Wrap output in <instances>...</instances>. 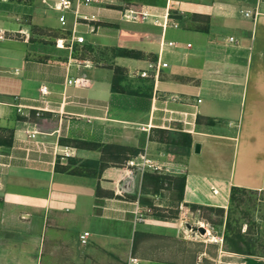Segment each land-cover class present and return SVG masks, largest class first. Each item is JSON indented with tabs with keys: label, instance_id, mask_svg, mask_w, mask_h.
Wrapping results in <instances>:
<instances>
[{
	"label": "crops",
	"instance_id": "crops-1",
	"mask_svg": "<svg viewBox=\"0 0 264 264\" xmlns=\"http://www.w3.org/2000/svg\"><path fill=\"white\" fill-rule=\"evenodd\" d=\"M56 2L0 0V264H185L186 224L159 214L177 190L144 174L185 176V209L264 191V0H106L80 10L71 51L55 46L73 29ZM129 8L156 18L126 20ZM165 133L191 137L183 161ZM105 145L160 170L101 167ZM196 259L264 264L219 245Z\"/></svg>",
	"mask_w": 264,
	"mask_h": 264
},
{
	"label": "rangeland",
	"instance_id": "rangeland-1",
	"mask_svg": "<svg viewBox=\"0 0 264 264\" xmlns=\"http://www.w3.org/2000/svg\"><path fill=\"white\" fill-rule=\"evenodd\" d=\"M3 18V17H2ZM2 20V19H1ZM5 21L8 18L4 16ZM174 148L171 147L170 152ZM172 154V158L176 161L184 160V156ZM154 165L159 167L153 162ZM147 170L153 171L151 168ZM157 172V171H155ZM162 202L164 208L159 211V214L165 216L177 217L186 225L201 227L207 229L206 235L191 232L184 228V236L188 237L189 243L185 246L186 258H183L185 264H212L210 260L197 261L196 255L198 252L205 251L209 256L213 255L217 245H223V233L226 224H229V233H240L245 235L246 239L255 240V254L258 256L264 255V191H244L238 192L234 196V200L224 210L223 215L219 213H210L206 210L200 209L198 211L193 209H185L181 207L178 201V192L162 193ZM190 244V245H189Z\"/></svg>",
	"mask_w": 264,
	"mask_h": 264
},
{
	"label": "trees",
	"instance_id": "trees-1",
	"mask_svg": "<svg viewBox=\"0 0 264 264\" xmlns=\"http://www.w3.org/2000/svg\"><path fill=\"white\" fill-rule=\"evenodd\" d=\"M116 73H117V70H116ZM118 80L119 78L117 77V74L114 75L112 79V84H111L112 93L117 92L116 84ZM165 134H167V138H166L167 144H170V146L174 148V151L171 152L172 154L174 155L177 154L175 150H178L179 151L178 154H181L184 157L189 156L192 141H191V137L188 134L179 133L176 135V137H173L170 133H165ZM101 149H102V154L104 153V157H102V159L99 162L101 167L107 164L106 162H109V160H112V162H119L122 164L123 162L127 161L129 158L136 157L139 152L137 150L126 149L121 146H112V145L102 146ZM105 155L107 157L106 159H105ZM144 179H149L155 185H158V183L162 185L164 181L170 180L171 183L173 182L178 192V201L182 202L183 190H184V184H185V176L171 178V177H165V176H152L150 174H144ZM244 191L246 190L232 187L229 204L234 200V196L236 193L244 192ZM190 209H193V210L203 209L210 213H219L222 215L224 213L223 209L213 208V207H199V206L191 205ZM222 239H223V245H224L223 250L225 252L243 255V256H249V257L264 258V255L258 256L255 254L256 247H255L254 239H250V238L246 239L245 235L240 234V233L230 234L229 224H226V228L223 233Z\"/></svg>",
	"mask_w": 264,
	"mask_h": 264
},
{
	"label": "built area",
	"instance_id": "built-area-1",
	"mask_svg": "<svg viewBox=\"0 0 264 264\" xmlns=\"http://www.w3.org/2000/svg\"><path fill=\"white\" fill-rule=\"evenodd\" d=\"M106 2V0H57L54 8L55 10H57L58 12L61 13V16L59 17V22L62 26L66 25V13L71 12L73 14V29H72V35L71 38L69 40V44L68 47H65L63 40H57L56 41V48L58 49H68V50H72L73 45H83L85 42L84 36L82 35H76V27L80 24V21L83 22H88L89 19L86 16H82L80 14V10L82 8H88L91 6H102L104 5V3ZM246 16H249L248 13L245 14ZM123 17L126 20H136L138 17L141 21H145L148 18H156L154 15H151L149 12L147 11H142V10H134V9H125L123 12ZM166 18L163 20V23H161L160 25L162 27H165L167 24V21H165ZM157 20H154V24H157ZM85 26L87 27V29L90 32H93L94 29L89 27L87 24H85ZM174 27H176L174 25ZM4 39V32L0 31V40ZM230 41H233L232 38H230ZM163 45V44H162ZM167 46H174V43H167ZM151 68H153L156 73H158L160 70L166 69L168 68V64L167 63H157L155 66H151ZM71 83H75L72 81H68V84ZM40 93L42 95H46L48 94V90L47 87H41L40 88ZM201 100H198L197 103H200ZM140 163H136L133 159H130L129 161L126 162V165L130 168H136L140 173H144L147 169L146 168H151L153 171H159L160 167H157L156 165L153 164L152 161L145 159L144 156L140 157ZM136 215V221H142V214L138 211H136L135 213ZM201 227H203L201 225ZM204 228V227H203ZM206 230V232L208 233L207 229L204 228ZM89 237V233L88 232H84L81 236H80V240L81 242L84 244L86 243L87 239ZM130 262H135L134 259H130Z\"/></svg>",
	"mask_w": 264,
	"mask_h": 264
},
{
	"label": "water",
	"instance_id": "water-1",
	"mask_svg": "<svg viewBox=\"0 0 264 264\" xmlns=\"http://www.w3.org/2000/svg\"><path fill=\"white\" fill-rule=\"evenodd\" d=\"M200 152V145L195 144L194 145V153L198 154ZM186 229L190 230L191 232L194 233H199L200 235H206L207 232L203 227H195L191 225H186Z\"/></svg>",
	"mask_w": 264,
	"mask_h": 264
}]
</instances>
